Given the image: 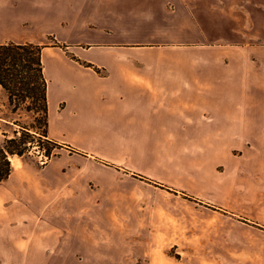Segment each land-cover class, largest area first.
I'll use <instances>...</instances> for the list:
<instances>
[{"label": "crops", "instance_id": "1", "mask_svg": "<svg viewBox=\"0 0 264 264\" xmlns=\"http://www.w3.org/2000/svg\"><path fill=\"white\" fill-rule=\"evenodd\" d=\"M19 1L21 17L62 20L64 46L44 47L42 60L49 133L74 152L40 179L18 166L0 183V264H97L109 251L97 235L157 233L127 221L138 217L137 186L160 206L156 176H132L148 170L137 164L147 151L227 163L264 186V0H250L247 38L232 43L211 41L188 0ZM58 204L95 225L65 230L48 217Z\"/></svg>", "mask_w": 264, "mask_h": 264}, {"label": "rangeland", "instance_id": "2", "mask_svg": "<svg viewBox=\"0 0 264 264\" xmlns=\"http://www.w3.org/2000/svg\"><path fill=\"white\" fill-rule=\"evenodd\" d=\"M3 1L11 2L12 9L2 10L3 2L0 0V42L31 40L45 47L64 46L57 37L62 20L47 22L21 17L16 8L19 0ZM188 1L197 18L204 24L211 41L232 43L234 39L247 38V9L250 0ZM258 13V10H252V15ZM4 99L1 93L2 107ZM21 118L23 122L31 120L26 113ZM13 128L18 126L1 122L0 142L5 137L3 130L12 135ZM49 137L53 138L51 133ZM55 150L58 155L53 159L74 152L65 144ZM144 158H154L156 161L147 162ZM163 158L170 160L161 161ZM193 158L197 159L190 154L178 155L174 151L160 150L147 151L138 157L137 164L148 170L138 173L141 176H132L142 181H147L148 176L144 173L156 176L151 179L158 182L153 190L161 192L160 206L156 209L151 203L155 195L153 191L137 186L141 190L139 194L142 203L138 207V217L127 221L130 225L134 223L144 228L153 227L157 233L97 235L96 242L101 243L97 247L101 251L110 252H105L106 257L94 263L264 264V186L249 180L247 171H242V175L238 176L230 164L217 163L210 166L198 163ZM43 159L45 156L36 143L29 153L11 158L12 172L15 175V170L21 166L27 170L28 177L40 179L45 165ZM193 189L201 194L196 195ZM201 195L208 199H202ZM48 217L53 221L62 217L64 228L69 232L77 231L88 223L91 227L95 225V220L76 218L71 204H58ZM108 242H111L110 247ZM77 252L83 253L79 249ZM69 254L71 257L73 252ZM35 258L39 259L38 252ZM71 261V258H67L65 264Z\"/></svg>", "mask_w": 264, "mask_h": 264}, {"label": "trees", "instance_id": "3", "mask_svg": "<svg viewBox=\"0 0 264 264\" xmlns=\"http://www.w3.org/2000/svg\"><path fill=\"white\" fill-rule=\"evenodd\" d=\"M45 45L35 42H0V94L5 98L0 106V124L17 125L12 135L0 142V183L13 170L11 158L29 153L36 143L46 164L63 146L49 137L48 79L44 72L42 52ZM31 117L23 122L22 114ZM74 150L69 144L67 145Z\"/></svg>", "mask_w": 264, "mask_h": 264}]
</instances>
